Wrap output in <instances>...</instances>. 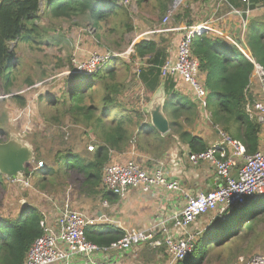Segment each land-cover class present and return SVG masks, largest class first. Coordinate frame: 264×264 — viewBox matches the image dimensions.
I'll return each instance as SVG.
<instances>
[{"label": "trees", "instance_id": "1", "mask_svg": "<svg viewBox=\"0 0 264 264\" xmlns=\"http://www.w3.org/2000/svg\"><path fill=\"white\" fill-rule=\"evenodd\" d=\"M41 13L52 18L84 16L97 37L100 28L106 26L110 16L116 17L110 30H115L119 24H125L124 27L128 30L131 27L126 22V8L117 1L2 0L0 89L4 94H10L12 99H18L20 107L24 105L25 99L11 91L18 71L19 58L9 44L28 42L36 33L37 25L34 22ZM102 22L104 24H101ZM245 46L249 58L244 55L238 44L227 43L221 37L201 34L192 39L190 50L198 62L199 75H204L203 86L207 91L205 101L207 106H212L210 122L214 128L218 127L232 138L239 139L246 153L251 154L259 148L261 127L248 118L243 106L245 88L253 71L252 61L264 69V22L248 23ZM167 52L166 46L156 44L150 39L133 45L130 62L138 60V82L150 93L162 79L160 66L167 60ZM124 68L129 71L130 67L124 65ZM117 71L118 68L109 67L91 76H68L58 98L46 101L50 107L67 104L68 107L63 112L70 114L75 122L90 129L95 140L93 154L89 156L72 149L57 150L51 157L52 161L46 162L37 170L34 169L35 163L41 160L34 156V161L25 167L24 179L31 181L34 177V184L42 190L47 184L52 185L57 177H61L64 183L71 184L74 189L85 195L100 192L102 168L108 162L110 152L121 153L126 150L129 140L134 137L133 130L139 120V117L134 120L131 110L124 109L117 103L124 83L123 80L116 79ZM96 82L98 94L94 88ZM164 86L165 91L168 90L164 112L169 120V129L179 130L178 137L188 141L190 152L205 150L208 145L204 140L187 131H180L182 124L179 122V116L185 115L186 121L191 118L193 122L198 116L196 104L188 96L171 89L172 83L167 77L164 78ZM119 107L122 108L121 111L114 110ZM3 136H6L5 133L0 131V141L6 140ZM6 179L10 180L0 174V207L5 200L3 193L5 195L8 192L10 183H16L5 181ZM14 207H17L16 211ZM14 207L11 198L6 209V212L11 214L0 211V264H22L30 244L42 232L39 225L42 213L37 207L19 201L15 202ZM244 209L245 205L236 207L225 213L222 219H213L197 236L187 257L176 264H201L204 256L215 245L224 247L239 240L251 244L259 236L262 237L259 243L264 251V231L259 230V225L264 223V196L257 198L250 209ZM234 210L235 214L226 218ZM122 235L123 232L117 229L98 230L90 227L85 230V238L98 246H108Z\"/></svg>", "mask_w": 264, "mask_h": 264}, {"label": "crops", "instance_id": "2", "mask_svg": "<svg viewBox=\"0 0 264 264\" xmlns=\"http://www.w3.org/2000/svg\"><path fill=\"white\" fill-rule=\"evenodd\" d=\"M127 1V4L120 3L128 12L126 22L130 24V29H126V27H124L125 24H119L115 30H110L109 28L112 27L116 21L115 16H110L106 22L108 28L105 26L99 30V37L101 36V38L110 37L113 34L121 42H128L127 49L122 51L123 57L116 58L114 62L119 59H130L129 57L133 52V45L141 42L145 37L154 41L156 44L160 43L166 46L168 51L167 59L174 60L176 46L181 37L183 27L197 25L202 22H208L212 27V30L206 34L207 36L221 37L225 42L234 44V42L236 43V38L239 33L240 15H238V13L239 11L245 10L247 7L250 8L249 22H264V10L262 9L264 0H228V2L222 3H219L218 0H178L176 3H174L173 0ZM166 13L170 14L169 22L166 25H162L161 20ZM109 21L110 25H108ZM162 28L164 29L163 31H158L162 30ZM92 31L94 30L92 29ZM146 32L152 33L143 36V33ZM95 38L98 39L97 36ZM168 39H172V42L165 44ZM127 50L129 51L125 53ZM246 52L248 53V51ZM130 63L136 66L135 68L139 67L137 59ZM167 78H169L172 83L171 89L179 94L188 96L191 100L193 99L188 86L184 84L179 77ZM200 78L203 81L204 75L201 74ZM249 82H251V85H247L245 88L244 104L246 98L251 100V97H253L254 93H257L259 89L252 75L249 78ZM141 104L142 103H140L139 106L141 107V115L139 116L140 123L136 128L133 127L134 137L132 136V139H134V151H132V147L128 142V146L124 152L117 153L111 151L108 162L105 165L111 162H124L126 159H129V157H134L143 169L150 171L161 162V166L168 178L177 180L181 190L172 191L163 187H157L153 188L150 192H143L138 188H128L124 191L123 195H117L105 191L102 184H100L99 193L85 195L72 187L73 191H69V194L63 193L58 199H67L74 209H79L87 216L94 218L95 222L87 228L92 227L98 230L117 229L124 233L125 229L128 228L147 230L149 228L155 229L154 227H156L154 238L157 240L162 239L164 236L163 233L161 234L157 229L159 228V223L162 221H165L171 235L177 236L179 234H184L182 228H178L173 224L172 214L180 210L187 195L213 189L219 184L220 179L217 177L214 168L210 164L205 162L192 164L188 161L187 155L191 151V147L188 141L186 142L185 138L180 139L178 137L179 130L172 131L169 129L165 134L158 133L156 129L152 127L148 115L144 112L143 107H146V105L142 106ZM198 109L197 106V111ZM204 111L210 113L208 106ZM244 112L246 113L245 108ZM132 117L134 120L136 119L135 115H132ZM248 118L254 120L250 117ZM254 121L257 122L256 119ZM179 122L182 124L180 131H187L191 135L201 138L208 146L219 141L220 136L218 131H223L222 129H218V127L214 128L207 116L203 118L197 117L192 122L191 118L186 121V116L180 115ZM260 127L259 148H263L264 128L262 126ZM225 133L228 134L227 132ZM229 136L231 137V135ZM233 139L240 141L237 138ZM154 148L158 149L156 154L150 151ZM238 161L239 160H235V164H238ZM236 168L237 165L232 171L233 176L236 175ZM5 181L12 182V179H6ZM10 196L8 200L12 198ZM76 197L79 199L77 200ZM45 198L48 199L49 196ZM45 198L43 199L46 200ZM5 200L8 201L7 198ZM53 201L54 199H48L47 202L49 204L45 203L41 206L33 205L37 207L50 222H54L56 216L55 208L52 207L51 203ZM5 213L7 215L11 214L9 212ZM196 221L188 227V230L193 231L192 226L193 229H196V227H194ZM167 259L168 253L164 245L156 246L146 242L135 245L125 251L110 250L107 252H97L92 254L91 258L76 255L72 257L67 264H167ZM54 264L65 263L58 262Z\"/></svg>", "mask_w": 264, "mask_h": 264}, {"label": "built area", "instance_id": "3", "mask_svg": "<svg viewBox=\"0 0 264 264\" xmlns=\"http://www.w3.org/2000/svg\"><path fill=\"white\" fill-rule=\"evenodd\" d=\"M173 1L174 3L178 2V0ZM218 1L219 3L228 2V0ZM120 2L127 4L128 1L122 0ZM262 9L264 10V5ZM249 11L250 8L247 7L238 13L240 15L239 33L236 43L234 42V45L238 44L248 58L249 54L246 52L248 50L245 46V33L249 23ZM169 17L170 14L166 13L161 20V24L166 25L169 22ZM163 30L162 28V30L158 31ZM211 30L212 27L208 22L183 27L181 37L176 46L174 60L167 59L160 66V75L163 78L179 77L188 86L199 110L203 112V117L207 116L208 119H210L211 114L204 111L207 107L205 101L207 91L203 83L198 79V62L192 56L190 47L195 36L207 34ZM149 33L152 32L143 33V36H147ZM143 40L148 39L145 37ZM238 40L239 43H237ZM120 57H123L122 53L115 54L109 50L102 52L87 51L76 43L70 59L71 69L65 73L68 76L76 74L91 76L104 71L106 67L113 64L116 58ZM252 63V78L256 81L259 89L251 97V100L246 98L244 108L248 117L256 119L259 125L264 128V69L257 63L253 61ZM250 85L251 82L248 83V86ZM30 107L31 105L27 104L24 112L27 113L26 111ZM25 128H23L24 131ZM218 133L220 136L219 141L210 144L205 150L189 152L187 155L188 161L192 164L201 162L210 164L220 180L219 184L213 189L187 195L180 210L172 214L173 224L178 228H182L184 234L171 235L165 221H162L159 223V228H157L164 235L162 239L156 240L154 238L156 227H154L155 229L149 228L147 230L128 228L125 229L121 238L108 246H98L85 238L86 228L92 225L95 219L87 216L81 210L74 209L67 199H54L52 207L56 211L55 220L50 222L42 214V219L39 221L42 231L41 235L30 244L22 264H54L58 262L67 264L76 255L91 258L92 254L97 252L125 251L135 245L146 242L156 246H165L168 253L167 264H176L184 260L191 252L193 243L201 230L190 231L188 227L200 216L208 212H214L217 215L215 217H222L229 210L241 207L248 204L250 200L256 201L260 196H264V147H260L254 153L248 154L240 141L234 140L223 131H218ZM130 140L132 151H134V139ZM88 150L93 151L94 146L89 145ZM235 160H239V163L235 164ZM236 165V175L233 176L232 171ZM43 166L42 160L37 161L34 169L37 170ZM16 182L23 183L24 187H31L30 181L24 178ZM101 184L105 191L117 195H123L128 188H138L143 192H150L157 187L172 191L181 190L177 180L168 178L161 166V162L149 171L143 169L134 157H129L124 162H111L105 165ZM48 199L53 200L51 197ZM234 264H264V255L254 254L246 258L240 256Z\"/></svg>", "mask_w": 264, "mask_h": 264}, {"label": "rangeland", "instance_id": "4", "mask_svg": "<svg viewBox=\"0 0 264 264\" xmlns=\"http://www.w3.org/2000/svg\"><path fill=\"white\" fill-rule=\"evenodd\" d=\"M34 23L37 25V30L28 42L19 41L9 44L10 48L17 53L19 58L18 71L15 74L16 79L11 91L13 94L23 97L25 103L20 107L18 99H12L10 94H4L0 89V131L5 133L6 136L3 137L6 139L13 133L22 135L32 146L34 156H38L44 164L52 161L51 157L57 150L72 149L90 156L94 150L89 151L88 146L93 145L95 147V140L90 129L75 122L70 114L63 112L68 107L67 104H58L57 106L50 107L46 104V101L58 98L61 94V87L68 78L65 72L71 69L69 60L76 43L87 51L102 52L109 50L116 54L125 51L128 42H121L113 34L110 37L101 38L100 36L96 39L84 16L52 18L41 13ZM105 25L108 28L107 23ZM108 25H110V21ZM170 42H172V39H168L165 44ZM124 65L130 67L129 71L125 70ZM109 67L118 68L119 71H117L116 79L124 81L117 98V103L121 104L122 108L131 110V115H135V118L139 117L141 115L140 103H142V106L147 105L152 93L145 90L138 82V68H135L136 66L130 63V59H119L113 65L106 67L105 70ZM198 79L203 83L200 75H198ZM96 84L97 82L94 85L95 87H93L98 94L99 89L96 88ZM192 100L194 102V99ZM27 104H30L31 107L25 113L24 108ZM122 108H114V110L121 111ZM208 108L210 109L212 106H208ZM199 116L203 118V112L198 109L197 117L200 118ZM139 121L140 119L137 122V126L140 123ZM24 127H26L25 131L23 130ZM157 150L154 148L150 151L156 154ZM57 178L52 185L47 184L42 190L38 189L34 184V177L31 178L30 188L24 187L25 185L21 182L12 180V182L16 183H10L8 192L5 195L3 193V199H6V197L8 199L11 194L13 207L17 201L38 206L45 203L49 204L47 202L48 199L43 196L58 199L63 193L67 192L69 194V191H73L74 188L71 184L64 183L61 177ZM76 199L78 200L79 198L76 197ZM9 202L10 200L2 201V206L0 207L2 213L6 212L5 210ZM254 203V200H250L248 204H245L244 210L250 209ZM14 208L16 211L17 207ZM235 212L236 210L231 211L229 213L231 215H226V218H230ZM215 215L214 212H208L203 215L196 221L194 226L196 229H193L192 226V230L198 231L201 229V233L203 228L206 229L213 222L212 220L217 218ZM223 217L224 215L219 218L222 219ZM259 230L264 231V223L259 225ZM261 240L262 237L259 236L251 244L239 240L224 247L215 245L204 256L201 264H234L240 256L246 258L254 254L264 255L262 245L259 243Z\"/></svg>", "mask_w": 264, "mask_h": 264}, {"label": "water", "instance_id": "5", "mask_svg": "<svg viewBox=\"0 0 264 264\" xmlns=\"http://www.w3.org/2000/svg\"><path fill=\"white\" fill-rule=\"evenodd\" d=\"M166 98L164 78H162L144 108L150 124L160 134H165L169 131V120L164 112ZM33 161L34 150L22 136L13 133L10 134L8 139L0 141L1 175L15 181L22 180L26 165Z\"/></svg>", "mask_w": 264, "mask_h": 264}]
</instances>
